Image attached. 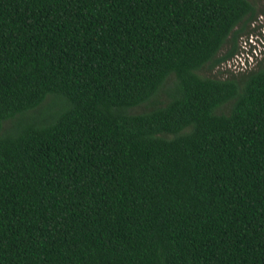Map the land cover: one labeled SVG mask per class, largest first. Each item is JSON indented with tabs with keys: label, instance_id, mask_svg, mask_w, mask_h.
<instances>
[{
	"label": "trees",
	"instance_id": "16d2710c",
	"mask_svg": "<svg viewBox=\"0 0 264 264\" xmlns=\"http://www.w3.org/2000/svg\"><path fill=\"white\" fill-rule=\"evenodd\" d=\"M260 11L0 0V264H264Z\"/></svg>",
	"mask_w": 264,
	"mask_h": 264
},
{
	"label": "rangeland",
	"instance_id": "374dc122",
	"mask_svg": "<svg viewBox=\"0 0 264 264\" xmlns=\"http://www.w3.org/2000/svg\"><path fill=\"white\" fill-rule=\"evenodd\" d=\"M251 1H253L260 9L264 7V0H251ZM256 20L257 21L253 25L250 24V26L247 27V30L243 34H241L237 40V46L239 47V49H243V54H246V52L250 49V45H251L249 42L250 40H252L251 43L253 44L256 41H260V39H264V36H262L261 34L264 27V12L260 11ZM258 24L261 26H257ZM260 43H262V41H260ZM230 46H231L230 43L227 44V46L224 48V51H226ZM245 61L246 60L244 57H240V55L236 57L235 55V57L221 62L212 71L208 69H204L203 73L220 76V77H227L232 72H234L235 74L239 73L238 71L239 66H242V63H244ZM52 101H53V96L50 95L48 99H46L39 107L29 110L25 114H18L5 120L4 126L10 127L19 122L27 123L35 119H40L42 114L48 110L47 108Z\"/></svg>",
	"mask_w": 264,
	"mask_h": 264
},
{
	"label": "clouds",
	"instance_id": "9594fccd",
	"mask_svg": "<svg viewBox=\"0 0 264 264\" xmlns=\"http://www.w3.org/2000/svg\"><path fill=\"white\" fill-rule=\"evenodd\" d=\"M264 39H260V41H262V43H260V41H256V42H254L253 44L251 43V41L252 40H250L249 42H250V49L246 52V54H243V49H241L242 50V52L241 53H239L238 55H237V57L240 55V57H244L245 58V63H247L248 61H250V60H254V56H258L259 55V53H260V50H259V48H261V46L264 44V41H263ZM255 51H257V52H255ZM255 54V55H254Z\"/></svg>",
	"mask_w": 264,
	"mask_h": 264
},
{
	"label": "built area",
	"instance_id": "2783aa9c",
	"mask_svg": "<svg viewBox=\"0 0 264 264\" xmlns=\"http://www.w3.org/2000/svg\"><path fill=\"white\" fill-rule=\"evenodd\" d=\"M254 61V60H253ZM249 62H252V60H250ZM243 69H245L247 67V63H242V66H241Z\"/></svg>",
	"mask_w": 264,
	"mask_h": 264
}]
</instances>
